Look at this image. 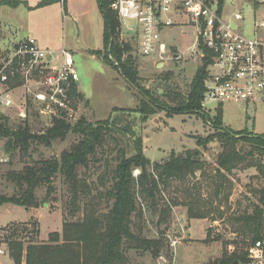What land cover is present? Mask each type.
<instances>
[{
	"label": "rangeland",
	"instance_id": "rangeland-1",
	"mask_svg": "<svg viewBox=\"0 0 264 264\" xmlns=\"http://www.w3.org/2000/svg\"><path fill=\"white\" fill-rule=\"evenodd\" d=\"M16 1H19L16 6L0 5V21L4 26L19 35L23 33L32 35L42 46L50 49L65 48L75 59L84 103L80 118L66 122L74 126L81 118L95 123L112 117L117 120L121 128L129 129L127 133L121 130L115 132L116 139H110L99 154L102 159L100 163L91 165L87 170L80 169V174L88 177L89 181L99 183L98 178L105 171V160L115 162L114 159L120 149H126L129 154H132L135 149V137H143L145 155L154 162L168 159L172 151L182 153L186 149H194L197 145V136L217 132L214 118L219 112L210 114L200 108L196 112L169 116L168 107H173L179 102L175 94L187 95L192 80L202 65L201 61L187 58L195 42V31L192 27H184V32L177 27L163 31V38L167 44L178 49L184 57L180 60L167 59L161 68H158L152 58L142 56L138 52L135 40L131 41L130 38L120 34V40L130 43L133 48L132 51L126 52L122 59L126 60L129 55L136 59L140 85L152 93L164 107L144 122L141 114L131 111L140 105L144 97L140 88L131 86L116 69L90 52V48L100 50L104 48V17L99 7V0H68L66 5L60 0H51L42 6L38 5L43 0ZM215 2L219 3V1ZM32 3H35L33 6L38 7L30 8ZM220 6L224 7L223 12L226 18L232 12H243L249 18L244 32L249 35L252 33L251 20L254 14L252 0H224ZM128 25L135 27L137 22L129 20ZM123 31L127 32L125 27ZM135 34L136 31L132 32L131 37ZM201 116H206L207 122ZM223 120L225 127H230L234 131L244 130V136L248 139L264 134V104L258 103L248 107L242 104H225ZM20 123H28L36 133H43L53 125L50 120H41L34 116L26 122L18 117L10 121L11 126ZM131 131L135 133V136ZM79 138L77 134L69 133L64 140L53 141L51 146L34 142L29 154L22 157L20 149L7 152L5 145L8 137H0V158L7 159L5 162H0V195L12 196L19 193L16 183L8 177L10 171H21L26 165H33L35 161L41 159L59 158L61 153L69 149ZM240 142L241 148L245 151L251 150L248 141ZM219 152L218 141L210 143L208 150L204 152V158L211 164L209 169L214 167ZM137 173L139 171L136 169L134 174ZM256 174L257 170L254 167L241 168L231 173L229 178L233 181L230 196L232 209L229 214L234 210H244L250 204L248 199L251 198L254 201L255 196L250 191L262 184L261 179L254 178ZM199 179L198 172L196 176L189 178L187 184L194 187L193 184L197 185L200 182ZM51 186L54 191L49 195L46 185L36 190V195L41 201L38 208L27 209L12 203L0 204V245L9 248L6 237L15 229L22 230L23 227H27L28 223H31L28 229H33L36 225L40 228V234L33 235L32 240L47 242L49 233L62 232L66 220H77L83 217V211H79L74 216L71 215L68 186L61 175L55 177ZM198 186L201 188L203 197L207 199L210 190L206 182ZM177 187L182 192V186L180 187L177 181L163 188V196L167 201L171 202L172 198L183 197L181 192L176 191ZM144 209L146 210L145 206ZM145 216L143 236L149 239H162L163 247L158 256L150 250L126 249L129 264H208L222 257L225 241L237 238L228 224V216L218 221H213L211 217L190 218L188 207L184 205H176L172 208L168 226L159 227L157 218L151 217L148 211ZM209 231H211V237L207 239ZM23 235L22 240L26 246L32 237ZM0 261L3 264H14L11 254L9 258H0Z\"/></svg>",
	"mask_w": 264,
	"mask_h": 264
},
{
	"label": "trees",
	"instance_id": "trees-1",
	"mask_svg": "<svg viewBox=\"0 0 264 264\" xmlns=\"http://www.w3.org/2000/svg\"><path fill=\"white\" fill-rule=\"evenodd\" d=\"M205 1H219L220 5L224 3V0ZM49 2L51 0H43L38 6ZM0 4L16 6L19 1L0 0ZM109 5V0H99L104 17V48L91 52L116 69L131 86L140 88L144 97L140 105L131 111L141 114L142 120L147 122L164 107L152 93L140 85L136 59L132 55L126 60L122 59L133 48L130 43L120 40L121 22ZM110 55L118 60V65L111 60ZM209 63L208 57L198 68L187 95L175 94L179 102L168 107L170 117L173 114L196 112L201 108ZM79 96L82 98L83 94ZM201 117L207 122L206 116ZM214 123L217 132L197 136L196 148L186 149L182 153L172 151L168 159L163 161L153 162L149 159L145 155L143 137H135L132 154L122 148L118 151L115 162L105 160V171L99 176L97 184L81 175L80 169L87 170L91 165L101 162L99 154L110 139H116L114 134L117 130L129 132L128 128H121L115 118L95 123L81 118L74 126L64 120H55L43 133L34 132L28 123L11 126L8 120L2 122L0 137H8L6 151L20 149L22 157L29 154L34 142L51 146L53 141L64 140L69 133L80 136L59 158L41 159L33 165H26L21 171L8 173L9 179L18 186L19 193L12 196L0 195V204L12 203L27 209L38 208L41 201L36 190L46 185L48 195L51 194L54 191L51 184L57 175H61L68 186L71 215L74 216L79 211L84 214L80 219L66 220L62 232L49 233L47 242L32 240L33 235L40 234L37 225L28 229V225H31L28 223L22 230H13L5 240L14 264H23V260L25 264H129L126 249L134 248L150 250L158 256L163 241L143 236L145 214L148 211L151 217L157 218L159 227L168 226L172 208L176 205L188 207L190 218L211 217L213 221H218L228 216V224L237 238L225 241L222 257L208 264H233L235 261L247 260L246 248L264 237V134L248 139L244 136V130L234 131L225 127L222 108L214 118ZM242 140L250 143V151L241 148ZM215 141L220 143V152L214 167L209 169L211 164L204 158V152ZM252 167L257 170L254 178L262 180L259 187L250 191L255 199H248L250 204L244 210H234L229 214L232 209L230 196L233 188V181L229 176L235 170ZM136 169L139 173L135 175ZM198 172L200 182L190 187L187 184L189 178L196 176ZM175 181L182 186V192L179 187L176 191L181 192L183 197L172 198L170 202L163 196V188ZM203 182H206L210 190L207 199L198 186ZM23 234L32 237L26 246L22 240ZM210 237L211 231L207 239ZM229 247H234V250Z\"/></svg>",
	"mask_w": 264,
	"mask_h": 264
},
{
	"label": "built area",
	"instance_id": "built-area-1",
	"mask_svg": "<svg viewBox=\"0 0 264 264\" xmlns=\"http://www.w3.org/2000/svg\"><path fill=\"white\" fill-rule=\"evenodd\" d=\"M60 1L66 4L67 0ZM109 1L120 19L122 35L135 40L138 52L152 58L157 66L167 59L184 57L167 44L163 31L177 27L184 32V27H192L195 42L187 58L202 64L210 58L201 101L204 112L217 114L225 104L246 107L264 104V0H252L250 35L244 32L249 18L240 11L226 18L224 7L218 2ZM129 20H135L137 26L128 25ZM110 58L119 64L116 58L111 55ZM79 81L75 59L65 48L59 51L46 48L30 34L6 46L0 45V124L16 117L26 122L34 116L52 123L77 119L84 103L79 96ZM5 161L0 158V162ZM246 251L247 260L238 264H264V237L252 242ZM5 257H10V250L1 244L0 258Z\"/></svg>",
	"mask_w": 264,
	"mask_h": 264
},
{
	"label": "crops",
	"instance_id": "crops-1",
	"mask_svg": "<svg viewBox=\"0 0 264 264\" xmlns=\"http://www.w3.org/2000/svg\"><path fill=\"white\" fill-rule=\"evenodd\" d=\"M59 1V0H58ZM68 2V0L66 1V3ZM28 3V2H27ZM35 3H32V5L30 6V8H37L38 6H33ZM2 5V4H0ZM66 5V4H65ZM9 31V32H8ZM28 33H23V34H17L15 31L11 30L10 28L4 26L2 24V22L0 21V45L1 46H6L8 45L9 42L13 41V40H18L21 39L23 37H25V35ZM104 44V43H103ZM45 47V46H44ZM48 48V47H46ZM50 49V48H49ZM93 50H99V49H93L90 48V52ZM59 51V50H56ZM80 81H79V89H80ZM81 93L83 94L82 90L80 89ZM84 95V94H83ZM83 98V97H82ZM223 109V108H222Z\"/></svg>",
	"mask_w": 264,
	"mask_h": 264
},
{
	"label": "water",
	"instance_id": "water-1",
	"mask_svg": "<svg viewBox=\"0 0 264 264\" xmlns=\"http://www.w3.org/2000/svg\"><path fill=\"white\" fill-rule=\"evenodd\" d=\"M161 67H163V63H160L159 65H158V68H161ZM14 133H15V131H13ZM239 263V261H235L233 264H238Z\"/></svg>",
	"mask_w": 264,
	"mask_h": 264
}]
</instances>
